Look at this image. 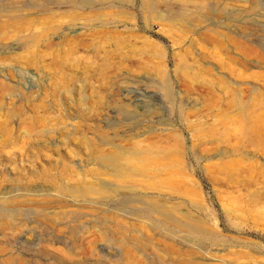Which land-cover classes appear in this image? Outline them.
Segmentation results:
<instances>
[{"label": "rangeland", "instance_id": "rangeland-1", "mask_svg": "<svg viewBox=\"0 0 264 264\" xmlns=\"http://www.w3.org/2000/svg\"><path fill=\"white\" fill-rule=\"evenodd\" d=\"M0 264H264V0H0Z\"/></svg>", "mask_w": 264, "mask_h": 264}]
</instances>
